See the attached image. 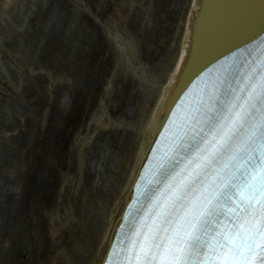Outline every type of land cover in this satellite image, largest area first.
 Masks as SVG:
<instances>
[{
  "label": "bare ground",
  "instance_id": "1",
  "mask_svg": "<svg viewBox=\"0 0 264 264\" xmlns=\"http://www.w3.org/2000/svg\"><path fill=\"white\" fill-rule=\"evenodd\" d=\"M80 1H34L3 47L24 42L42 92L0 128V264H101L190 58L199 0H162L157 27ZM209 30L195 60L223 38Z\"/></svg>",
  "mask_w": 264,
  "mask_h": 264
},
{
  "label": "snow or ice",
  "instance_id": "2",
  "mask_svg": "<svg viewBox=\"0 0 264 264\" xmlns=\"http://www.w3.org/2000/svg\"><path fill=\"white\" fill-rule=\"evenodd\" d=\"M189 131L157 165L159 187L146 193L151 206L123 250L132 253L126 258L193 264L207 249L224 264H249L264 239V71H251L235 88L222 81ZM242 176L248 179L240 183ZM222 206L230 223L208 240Z\"/></svg>",
  "mask_w": 264,
  "mask_h": 264
},
{
  "label": "rangeland",
  "instance_id": "3",
  "mask_svg": "<svg viewBox=\"0 0 264 264\" xmlns=\"http://www.w3.org/2000/svg\"><path fill=\"white\" fill-rule=\"evenodd\" d=\"M34 1L36 0H0V128L8 126V114L16 121L15 116L25 112L27 104L23 102V96H29L30 93L32 97L42 92L39 83L42 67L33 64L27 57L28 51L24 42L20 46H14V49H8L7 53H4L3 49L5 42L14 43L16 36L14 32L19 33L28 25L27 12ZM71 1L77 10L83 8L82 1ZM113 2L114 9L120 13L118 21L121 24L122 19L130 22L139 13L153 19L154 27L163 20V13L159 11L162 0H113Z\"/></svg>",
  "mask_w": 264,
  "mask_h": 264
},
{
  "label": "water",
  "instance_id": "4",
  "mask_svg": "<svg viewBox=\"0 0 264 264\" xmlns=\"http://www.w3.org/2000/svg\"><path fill=\"white\" fill-rule=\"evenodd\" d=\"M220 25L226 30L224 33L219 30ZM190 27L192 36L190 58L173 91L172 98L166 105L164 117L187 84L210 62L245 44L249 39L256 38L264 31V0H199L198 10ZM206 27L208 29L204 32L203 29ZM208 30L212 35L220 33L223 38L212 42V49L205 55L197 56L198 59L195 60L197 44L204 39Z\"/></svg>",
  "mask_w": 264,
  "mask_h": 264
}]
</instances>
